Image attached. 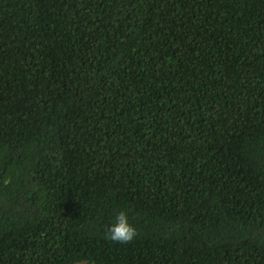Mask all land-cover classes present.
Here are the masks:
<instances>
[{
  "label": "trees",
  "instance_id": "trees-1",
  "mask_svg": "<svg viewBox=\"0 0 264 264\" xmlns=\"http://www.w3.org/2000/svg\"><path fill=\"white\" fill-rule=\"evenodd\" d=\"M81 263L264 264V0H0V264Z\"/></svg>",
  "mask_w": 264,
  "mask_h": 264
},
{
  "label": "clouds",
  "instance_id": "clouds-1",
  "mask_svg": "<svg viewBox=\"0 0 264 264\" xmlns=\"http://www.w3.org/2000/svg\"><path fill=\"white\" fill-rule=\"evenodd\" d=\"M137 235V229L128 221V213L119 211L113 222L107 227L104 238L113 243L127 244L131 243Z\"/></svg>",
  "mask_w": 264,
  "mask_h": 264
},
{
  "label": "rangeland",
  "instance_id": "rangeland-1",
  "mask_svg": "<svg viewBox=\"0 0 264 264\" xmlns=\"http://www.w3.org/2000/svg\"><path fill=\"white\" fill-rule=\"evenodd\" d=\"M81 264H84V263H81Z\"/></svg>",
  "mask_w": 264,
  "mask_h": 264
}]
</instances>
